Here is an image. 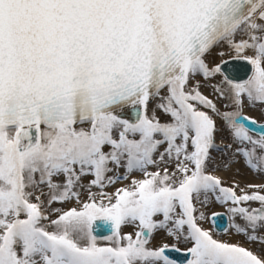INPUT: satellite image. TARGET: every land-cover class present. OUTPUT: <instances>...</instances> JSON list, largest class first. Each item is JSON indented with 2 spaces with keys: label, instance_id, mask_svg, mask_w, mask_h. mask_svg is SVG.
Returning <instances> with one entry per match:
<instances>
[{
  "label": "snow or ice",
  "instance_id": "snow-or-ice-1",
  "mask_svg": "<svg viewBox=\"0 0 264 264\" xmlns=\"http://www.w3.org/2000/svg\"><path fill=\"white\" fill-rule=\"evenodd\" d=\"M246 106L264 0H0V264H264V183L215 174L264 177Z\"/></svg>",
  "mask_w": 264,
  "mask_h": 264
},
{
  "label": "rangeland",
  "instance_id": "rangeland-1",
  "mask_svg": "<svg viewBox=\"0 0 264 264\" xmlns=\"http://www.w3.org/2000/svg\"><path fill=\"white\" fill-rule=\"evenodd\" d=\"M225 60L229 59L228 57L224 58ZM220 62V58L216 63ZM220 77H218L219 79ZM204 90H209L211 92V88H204ZM247 108V106L245 107V109ZM258 108L261 112V116L264 118V109H261L259 106L255 107ZM244 109V110H245ZM244 113V112H243ZM229 134L227 132V130H223L220 133L217 134V145L218 147L223 148L228 142H229ZM213 156L215 158V160L217 161L218 164L221 165L220 170H218L215 174L219 175L222 177V174L225 173L228 177L225 178V181L227 182H231L232 180H236L238 179V177H240L241 181V185L246 184V183H252V184H259L256 182H260V183H264V177H259L253 173H251L249 170H247L244 165H243V161H240V163L238 164H234L231 166V168L229 170H224L223 165L225 163V161L228 159L227 156H225L223 153L221 152H213ZM237 169H239V174L237 175ZM258 179L262 180L259 181ZM209 212L212 211H216V212H223L225 213V209L219 205L213 204L209 209ZM208 226V225H206ZM233 237V236H232ZM235 237V236H234ZM220 238L223 239H230V236L221 233ZM236 238V237H235ZM180 247L183 249L185 246L184 245H180Z\"/></svg>",
  "mask_w": 264,
  "mask_h": 264
},
{
  "label": "water",
  "instance_id": "water-1",
  "mask_svg": "<svg viewBox=\"0 0 264 264\" xmlns=\"http://www.w3.org/2000/svg\"><path fill=\"white\" fill-rule=\"evenodd\" d=\"M229 60V59H227ZM223 71L225 72L226 75H228L230 78L237 80V81H243L248 78V76L251 74V66L247 65L243 61H235V60H229V62L224 65ZM243 115H245L243 113ZM258 122V121H257ZM260 123V122H258ZM264 124V123H260ZM228 220H227V215H224L223 220L221 221V228L220 229H215V231L223 233L222 229L224 227H227ZM173 259H176L178 264H184L185 262V257L183 253H175L173 252L171 254Z\"/></svg>",
  "mask_w": 264,
  "mask_h": 264
},
{
  "label": "bare ground",
  "instance_id": "bare-ground-1",
  "mask_svg": "<svg viewBox=\"0 0 264 264\" xmlns=\"http://www.w3.org/2000/svg\"><path fill=\"white\" fill-rule=\"evenodd\" d=\"M226 58V57H225ZM219 60V57L216 58V61L217 62ZM205 94L206 95H211V92L209 90H204ZM244 114L249 116V117H252L254 118L255 120H257L258 122L260 123H264V118L261 116V112L258 108H255V107H247L245 110H244ZM222 177H225L227 178L228 176L223 173L222 174ZM238 180L239 182L241 181L240 177H238ZM259 181H262L260 179H258ZM256 183H260V182H256ZM220 213H223V212H220ZM230 239H232L233 241H235L237 238H235L234 236L233 237H230Z\"/></svg>",
  "mask_w": 264,
  "mask_h": 264
}]
</instances>
